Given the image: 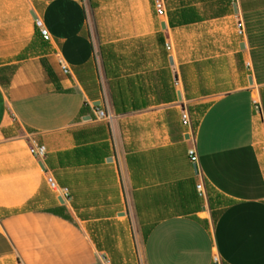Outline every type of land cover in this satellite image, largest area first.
<instances>
[{
	"label": "crops",
	"instance_id": "obj_1",
	"mask_svg": "<svg viewBox=\"0 0 264 264\" xmlns=\"http://www.w3.org/2000/svg\"><path fill=\"white\" fill-rule=\"evenodd\" d=\"M153 1L0 0V264H264V0Z\"/></svg>",
	"mask_w": 264,
	"mask_h": 264
},
{
	"label": "built area",
	"instance_id": "obj_2",
	"mask_svg": "<svg viewBox=\"0 0 264 264\" xmlns=\"http://www.w3.org/2000/svg\"><path fill=\"white\" fill-rule=\"evenodd\" d=\"M153 5H154V9H155V12L158 16H164L165 15V5H164V0H154L153 1ZM36 25L38 27H40V22L36 20ZM236 29H237V34L238 35H243L244 34V29H243V24H242V21L241 20H238L237 22V25H236ZM40 34L42 36V38L44 40H48L50 37H49V34L47 33V31L43 28L40 27ZM169 45H167V49H169ZM62 68V71L66 72L67 71V67L62 65L61 66ZM95 116L97 119H100V120H111L112 119V114L109 113L108 111H105L103 109H98L96 108L95 109ZM181 123L183 125H186V126H190V123H189V117H188V114L186 112H184L181 116ZM29 153L34 156L35 158L39 159V160H42L46 154V149H45V146L44 145H39V144H35L33 143L30 147H29ZM188 154V159L190 162L192 163H195L196 162V154L194 152V150L192 148H190L187 152ZM46 183L49 187V189L57 194L59 196V198L62 199V201L64 202H67L70 198V195H69V191L67 188L65 187H59L57 185V183L50 177V176H46ZM197 188L199 190H201V186L198 184L197 185ZM213 264H218V259L217 258H214V261H213Z\"/></svg>",
	"mask_w": 264,
	"mask_h": 264
},
{
	"label": "rangeland",
	"instance_id": "obj_3",
	"mask_svg": "<svg viewBox=\"0 0 264 264\" xmlns=\"http://www.w3.org/2000/svg\"><path fill=\"white\" fill-rule=\"evenodd\" d=\"M131 231H132V239L134 241V245L135 246L136 245L140 246L141 235L143 237V234L145 233V229H142L141 231H138L136 225H132ZM135 264H142V262L139 259H137Z\"/></svg>",
	"mask_w": 264,
	"mask_h": 264
},
{
	"label": "water",
	"instance_id": "obj_4",
	"mask_svg": "<svg viewBox=\"0 0 264 264\" xmlns=\"http://www.w3.org/2000/svg\"><path fill=\"white\" fill-rule=\"evenodd\" d=\"M194 168H195V170H196V166H195V165H194ZM59 201H60V203H63V201H62L61 198H59Z\"/></svg>",
	"mask_w": 264,
	"mask_h": 264
},
{
	"label": "trees",
	"instance_id": "obj_5",
	"mask_svg": "<svg viewBox=\"0 0 264 264\" xmlns=\"http://www.w3.org/2000/svg\"><path fill=\"white\" fill-rule=\"evenodd\" d=\"M203 112V110H198V114H201Z\"/></svg>",
	"mask_w": 264,
	"mask_h": 264
}]
</instances>
